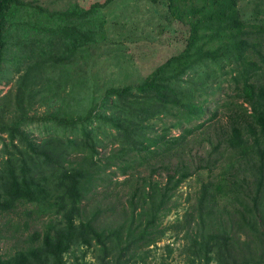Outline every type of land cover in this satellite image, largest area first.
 I'll return each instance as SVG.
<instances>
[{"label": "trees", "instance_id": "obj_1", "mask_svg": "<svg viewBox=\"0 0 264 264\" xmlns=\"http://www.w3.org/2000/svg\"><path fill=\"white\" fill-rule=\"evenodd\" d=\"M236 3L168 0L172 14L189 27L187 43L138 84L107 90L106 98L113 95L125 99L137 89L141 95H136L135 102L132 96L126 109L135 104L132 109L138 111L135 117L141 121L109 116L133 147L113 149L103 157L106 163L89 153L80 157L83 163L62 164L65 149L54 159L45 144L37 145L25 135L20 123L0 126V131H8L12 140L19 134L32 146L34 154L52 162L49 169L39 170L32 162L27 163L22 153L18 162L7 158L0 169V214L28 212L31 208L56 209L43 228L28 234L15 251L2 252L0 247V264H65V254L82 245H98L103 255L101 264H116L120 259L124 264L125 257L156 243L173 226L188 239L186 251L193 256V262L203 257L207 264L212 258L219 264L264 263V22H244ZM14 4L24 2L0 0V71ZM104 5L105 2H95L88 8L74 6L45 13L51 16V28L69 32L82 29L85 37L97 39L104 34V22L97 15ZM205 59L229 62L227 81L233 83L231 89L236 94L226 93L225 102L220 104L225 108L219 114L226 122L215 133L216 141L211 133L201 134L210 149L199 152V159H194L195 132L211 127L209 122L218 115V106L210 108L208 96L201 98L193 90L175 88L172 76L178 79ZM221 87V82L209 84L203 93L214 95ZM166 112L174 118L171 124L160 121V130L152 124L148 128L151 135H142L147 128L141 124L143 120L151 122L165 113L162 117L168 121ZM204 115L209 116L204 119ZM197 120V124L187 126ZM173 127L182 131L173 134ZM88 136L89 131L83 128L80 144L87 143ZM124 151L125 158L118 156L121 162L115 164L118 152ZM229 156L231 160L216 172L217 162ZM109 164L117 165L123 173L127 174L129 168L133 172L123 180L108 183L109 177L104 180V174L112 178L107 171ZM143 167L149 170L147 176L140 175ZM205 169L208 175L199 185L191 210L183 214V220L161 227L176 189L193 173L200 174ZM164 170V182L153 178ZM231 205L236 215L230 212Z\"/></svg>", "mask_w": 264, "mask_h": 264}, {"label": "rangeland", "instance_id": "obj_2", "mask_svg": "<svg viewBox=\"0 0 264 264\" xmlns=\"http://www.w3.org/2000/svg\"><path fill=\"white\" fill-rule=\"evenodd\" d=\"M21 1L24 4H14L13 10L11 8L13 13L8 19L5 36L4 59L0 71V126L20 123L25 135L37 145L45 144L54 159H58V154L65 149L61 163L66 165L83 163L80 157L89 153L96 154L95 158L106 163L103 157L113 149L133 147L109 116L141 121L135 117L138 111L132 109L136 108L135 104L126 109L130 106V98L133 96L135 102L136 95L141 94L133 89V94L125 99L113 95L106 98L107 90L141 82L156 67L183 49L187 43L189 27L172 14L168 0ZM95 2L106 4L100 7V13L97 14L104 22V34L97 39L85 37L86 33L82 29L69 32L51 28V16L48 17L45 13V10L55 13L74 6L88 8ZM236 2L238 14L244 22H264V0ZM76 25L79 26L80 23ZM229 67V62L217 63L205 59L201 64L188 68L178 79H175V74L172 76L175 88L193 90L192 93L201 98L208 96L207 99L211 98L209 107L218 106V115L209 122L211 127L195 132L197 139L192 153L195 155L194 159H199L198 155L202 154L199 152L210 149L209 142L201 134L211 133L216 141L215 133L226 122L224 118L220 119L219 114L225 108L220 104L225 102L226 93L236 94L231 89L233 83L227 81ZM219 82L222 89L214 95L203 93L207 91L205 89L209 84L216 86ZM217 99L219 105H216ZM163 114L165 113L152 118L151 122L143 120L141 124H146L147 128L142 135H151L148 128H152V124L156 130L162 129L160 121L163 125L171 124L174 118L167 113L169 120L166 121ZM198 122L193 121L187 126ZM83 128L89 131L88 142L80 144ZM181 131L180 127L171 129L173 134ZM144 138L140 136V139ZM139 145L140 143L137 146ZM31 148L19 134L12 140L8 131H0V169L4 168L7 158L18 162L19 155L22 154L28 159L27 163L31 165L32 162L34 169H49L52 162L47 161L43 155L34 154ZM229 152L233 153L232 150ZM125 155L126 151L118 152L115 164L121 162L117 159L120 158L118 156L125 158ZM228 160H231V156L222 158L214 170L218 172L220 168L223 169ZM195 163L197 164L196 161ZM115 164L107 167L112 178L108 173L104 174V180L109 177L108 183L111 180H123L133 172V168H129L127 174L123 173ZM140 170V175L147 176L149 173L146 167ZM207 175L208 171L205 169L200 174L193 173L180 184L169 200L171 210L160 220L161 227L183 220V214L191 210L199 185ZM165 176L166 170L156 173L153 178L164 182ZM98 189H102V186ZM229 208L236 215L232 211L233 206ZM32 210L35 211L27 216ZM55 210L31 208L28 212L19 210L16 214H0L2 252L15 251L20 243H24L28 234L43 228L46 219ZM187 246L188 239L173 226L166 229L156 243L142 247L134 256L125 257L124 264H207L203 257L193 262V256L186 251ZM82 251H86L85 255H82ZM102 256L98 245H82L75 252L65 254L64 259L65 264H101ZM121 260L116 264H122ZM208 264L219 263L212 258Z\"/></svg>", "mask_w": 264, "mask_h": 264}]
</instances>
